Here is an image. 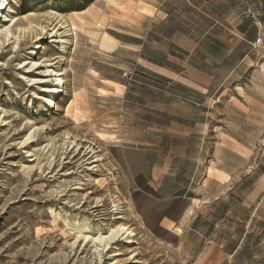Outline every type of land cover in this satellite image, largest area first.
Wrapping results in <instances>:
<instances>
[{
    "label": "rangeland",
    "instance_id": "obj_1",
    "mask_svg": "<svg viewBox=\"0 0 264 264\" xmlns=\"http://www.w3.org/2000/svg\"><path fill=\"white\" fill-rule=\"evenodd\" d=\"M3 1L0 31H13L0 36V264H191L202 233L187 242L160 228L182 204H161L149 183L161 170L188 182L191 104L178 81L191 78L186 64L216 81L218 126L219 82L256 54L242 13L264 0ZM47 71L64 93L50 92ZM119 226L128 231L107 246L84 238Z\"/></svg>",
    "mask_w": 264,
    "mask_h": 264
},
{
    "label": "crops",
    "instance_id": "obj_2",
    "mask_svg": "<svg viewBox=\"0 0 264 264\" xmlns=\"http://www.w3.org/2000/svg\"><path fill=\"white\" fill-rule=\"evenodd\" d=\"M263 5L257 14L264 21ZM260 51L241 54L228 77L219 82L218 126L210 127V92L216 81L189 64L191 78L178 81L188 89L186 100L191 104L182 135L187 136L192 172L182 184L177 182L179 173L161 170L149 184L160 195L161 204H182L175 217L162 218L160 228L179 232L187 242L192 232L202 233L195 245L201 250L191 264H264V254L260 255L264 253V172L240 175L248 167L257 170L258 163L264 166V160L259 161L264 150L260 157L256 154L264 133V55ZM248 73L249 79L244 80ZM233 75V88L227 90ZM210 135L216 137L213 144L207 139ZM180 191L184 194L168 196Z\"/></svg>",
    "mask_w": 264,
    "mask_h": 264
},
{
    "label": "bare ground",
    "instance_id": "obj_3",
    "mask_svg": "<svg viewBox=\"0 0 264 264\" xmlns=\"http://www.w3.org/2000/svg\"><path fill=\"white\" fill-rule=\"evenodd\" d=\"M7 8V5L5 4V2L3 1V2H0V16H2L1 15V10H5ZM16 23V21L14 22V24ZM80 24V23H79ZM39 26V25H38ZM37 27V26H36ZM38 28V27H37ZM92 29V28H91ZM39 30H42L44 33H46V29L45 28H40ZM57 30V29H56ZM12 31L13 30H11V27H9V28H7V29H5V30H3V31H0V36L1 35H3V34H5L6 35V41H10L9 40V37L12 35ZM100 31V30H99ZM25 32V31H24ZM27 33V32H26ZM25 34V33H24ZM55 34H57L56 32H55ZM54 34V35H55ZM53 35V34H52ZM5 38V37H4ZM17 38V37H16ZM15 38V39H16ZM19 38V37H18ZM17 38V39H18ZM2 40V39H1ZM19 40V39H18ZM3 44H5V42H3L2 43V41H0V56L2 55V53H1V50H2V46H3ZM8 44V43H7ZM9 45V44H8ZM53 64H51V66H52ZM26 66V65H25ZM24 66V67H25ZM50 66V65H49ZM24 67H22V68H24ZM27 67V66H26ZM40 67H42V63H40L39 61H37V62H35V64H33L32 65V69L33 70H37V69H39ZM48 67V66H47ZM21 68V67H20ZM31 68H30V70H31ZM20 70V69H19ZM45 71V70H44ZM27 72H29V73H32V71H28L27 70ZM42 72V71H41ZM49 72H52L53 74H54V76L55 77H57V79H56V81H57V83H58V88L57 89H55V90H52L51 88H50V92L51 93H56L57 92V94H59V93H64V90H62L63 89V87H64V82H63V80L60 78L61 76H62V74H59V73H55L54 71H47V73L45 74V76H48L49 75ZM51 73V74H52ZM52 74V75H53ZM30 81V80H29ZM39 81V80H38ZM36 82V81H35ZM47 81H44V80H41L39 83L40 84H43V83H46ZM37 83V82H36ZM49 91V90H48ZM52 95V94H51ZM49 100V99H48ZM49 104L51 105V104H54V102H53V98H52V100L49 102ZM32 139H34V136H33V133H31L30 135H29V137L26 139V141L24 142V144H23V147H26V146H28L30 143H32ZM128 231V229L127 228H125V227H122V226H119V227H117V228H115V229H113L111 232H110V235H108V236H102V235H100L98 238H96V239H93V238H90V237H87V236H85L84 238L86 239V240H91V241H93L94 243H96V244H99L100 246L101 245H104V246H107V245H109L110 243H112L113 241H116V239L118 238V237H120V236H122V235H124L126 232Z\"/></svg>",
    "mask_w": 264,
    "mask_h": 264
},
{
    "label": "built area",
    "instance_id": "obj_4",
    "mask_svg": "<svg viewBox=\"0 0 264 264\" xmlns=\"http://www.w3.org/2000/svg\"><path fill=\"white\" fill-rule=\"evenodd\" d=\"M242 17L245 21L250 22L258 31L256 40L251 45V50L256 52L258 50L264 51V21L262 18L255 13L252 8H247L243 11ZM264 150V133L261 141L259 142L256 154L258 157L261 156Z\"/></svg>",
    "mask_w": 264,
    "mask_h": 264
},
{
    "label": "trees",
    "instance_id": "obj_5",
    "mask_svg": "<svg viewBox=\"0 0 264 264\" xmlns=\"http://www.w3.org/2000/svg\"><path fill=\"white\" fill-rule=\"evenodd\" d=\"M173 56V55H172ZM167 60V59H166ZM168 63H154V64H156V65H159V66H161V67H166V66H168V64H169V61H167Z\"/></svg>",
    "mask_w": 264,
    "mask_h": 264
}]
</instances>
